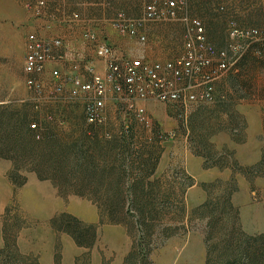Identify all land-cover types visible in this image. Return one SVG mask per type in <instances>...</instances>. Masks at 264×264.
<instances>
[{
    "label": "rangeland",
    "instance_id": "obj_1",
    "mask_svg": "<svg viewBox=\"0 0 264 264\" xmlns=\"http://www.w3.org/2000/svg\"><path fill=\"white\" fill-rule=\"evenodd\" d=\"M28 1L0 0V264H221L244 250L242 235L259 234L244 228L264 226V56L248 53L215 84L217 100L186 115L159 102L142 103L150 130L129 113L133 134L124 136L114 110L120 127L114 148L104 126H89L81 113L63 118L64 125L46 122L30 99L22 69L26 37L34 29ZM81 1L48 0L47 7L70 13ZM110 1L116 11L126 4L138 12L149 0ZM178 1L189 15L221 20L224 29L231 19L242 27H260L250 25L251 17L264 19V11L250 15L252 0ZM145 33L147 50L167 42L174 56L182 53L181 23H151ZM157 130L173 134L171 149L149 141ZM194 140L230 177L189 190L196 181L184 151ZM142 150L152 157L144 164L158 172L124 175L141 164ZM163 150L161 161L155 153ZM111 157L114 170L105 164ZM245 181L259 204L247 203ZM66 230L91 246L76 244Z\"/></svg>",
    "mask_w": 264,
    "mask_h": 264
},
{
    "label": "built area",
    "instance_id": "obj_2",
    "mask_svg": "<svg viewBox=\"0 0 264 264\" xmlns=\"http://www.w3.org/2000/svg\"><path fill=\"white\" fill-rule=\"evenodd\" d=\"M25 8L34 23V29L26 37L22 67L25 85L32 95L30 99L40 108L46 104L78 106L86 124L93 128L107 123L108 106L121 115L123 133L128 132L126 115L129 113L152 129L141 105L145 102L180 108L186 115L201 105L214 103L218 98L215 84L237 69L248 53L264 56V25L242 27L231 19L225 43L218 47L208 38L202 19L189 15L183 2L149 0L138 16L120 10L108 21L117 35L136 46L124 55L119 56L94 28L81 30L82 46L91 48L95 56L104 61V70L99 71L92 62H85V49L56 33L53 20L45 15L47 0H29ZM80 21L78 13H71L60 20V24L73 28ZM155 22L183 25L184 47L180 55L163 62L146 56L145 30L148 24ZM59 64L70 66V70L62 71ZM43 118L46 122L65 123V117L50 113ZM37 130L35 138L40 139L41 132ZM157 138L168 143L173 134L159 131Z\"/></svg>",
    "mask_w": 264,
    "mask_h": 264
},
{
    "label": "crops",
    "instance_id": "obj_3",
    "mask_svg": "<svg viewBox=\"0 0 264 264\" xmlns=\"http://www.w3.org/2000/svg\"><path fill=\"white\" fill-rule=\"evenodd\" d=\"M124 2H128V4L135 2V0H123ZM253 5L252 8L253 10H249L250 15L252 13H257L259 11H264V0H252ZM48 3V0H47ZM115 4H111L110 0H82L80 3L77 4V9L69 11L70 13H65L63 12L62 14H57L53 11H49L48 7L46 8V17L49 19L53 20L54 24V29H56V33L62 34L65 38H68L70 41H72L76 47L80 49H85L86 53V61L85 62H92L95 68L99 71H103L105 64L102 59H99L98 57L95 56L93 50L91 48H87L82 46L79 35L81 30L84 27H91L94 28L100 38H102L105 42H107L109 45L113 47L115 52L121 56L124 55L126 52L129 50H134L136 46L134 45L133 42L131 41H123L119 35H117L113 30H111L110 26L107 24V22L116 14V10L114 9ZM136 5V4H135ZM123 10L132 16L139 15V13L142 12V8L138 9L134 12H131L129 8H126V4L122 6ZM141 7V6H140ZM119 11V10H118ZM71 13H78L81 17V21L76 24L73 28H66L64 26H61L60 20H63L64 17L68 16ZM56 14V15H55ZM251 17V16H250ZM204 20V19H203ZM221 21V20H220ZM218 20H214L213 22H207V20H204L205 22V27H206V33L208 35V38L212 43H214L216 46L221 47L225 43V38H226V31L227 29H224V24H222ZM228 25V24H227ZM251 26H263L264 25V19L263 21H256L252 20L251 17ZM65 28V29H63ZM145 53L148 58H152L154 60H167L170 57H173L176 53L172 52L171 48L167 46V42H163L157 46H148L145 48ZM58 67L63 71V70H70V66L66 64H59ZM83 66H81L80 72L83 71ZM45 77V76H43ZM82 79L86 80V77H82ZM50 113L54 116H63L65 118H72L74 116H81V111L78 106H69V105H64V104H46L41 108L40 115L42 117L43 114ZM107 115H108V121L104 125L103 131L107 132V136L109 139L108 140L109 144L113 146L114 148L116 147L114 145V138L115 136L118 135V131L120 129L119 124L117 123L116 119V114L114 109L111 106H108L107 108ZM111 121L112 124H117L113 129L111 127H106V125ZM121 133V131H120ZM150 139V138H149ZM151 141V139L149 140ZM217 143V142H216ZM185 144H187L185 142ZM175 145L174 142H172L170 145H167V148L173 147ZM190 148L185 149L184 153L186 156V166H187V171L188 173L192 176V178L196 181L194 184L190 187V191L192 189L197 188V182H209L213 181L216 178L219 177H224L225 179L230 177L231 171L230 170H223L220 171V167L216 164L211 163L210 158L203 152V149H201V145L197 141H192L190 142ZM221 147L219 143L216 144V148ZM160 155L158 156V154ZM164 150L161 152L157 151L155 154L158 156V159L160 157L161 161L166 160L165 155H164ZM152 154V153H151ZM155 154H152L153 156H156ZM148 151L145 153L143 150L141 151L140 155V161L143 162L146 157L152 158L151 156H147ZM156 156V157H157ZM114 158L111 157L110 160H106L105 164L106 167L110 169H114L117 167L115 165V162L113 160ZM156 159V158H154ZM156 162V161H155ZM124 166V165H123ZM218 166V167H217ZM146 167V166H145ZM143 164L138 165L134 172H131L133 176H139V175H144V176H152L153 174L157 173L158 170L155 168V165L151 167L150 169L148 167L145 168ZM150 170V173H146L144 171ZM152 170V171H151ZM128 171V170H127ZM129 175V172L126 173V175ZM244 185V182H242V186ZM244 190L247 194V199L250 206H254L256 204H259V199L256 198L250 191V185L248 181H245V185L243 186ZM202 191V190H201ZM204 193V192H203ZM233 201L236 205H238V197L234 195ZM245 227V225H244ZM247 233L253 234V233H264V226L260 229H255V230H250L244 228Z\"/></svg>",
    "mask_w": 264,
    "mask_h": 264
},
{
    "label": "trees",
    "instance_id": "obj_4",
    "mask_svg": "<svg viewBox=\"0 0 264 264\" xmlns=\"http://www.w3.org/2000/svg\"><path fill=\"white\" fill-rule=\"evenodd\" d=\"M158 133H159V130L155 131V133H151L152 136L150 139H155V140L157 139L158 140V138H157ZM121 134H124V136H128L130 134L132 135L133 133H132V128L130 127V125L128 128V132L123 133V131H121ZM141 164H144V162H141ZM145 166L147 167L150 165L144 164V167ZM149 169H148L147 173H150ZM144 172H146V171H144ZM124 175H126L125 172H124ZM130 175H132V173L129 174L128 176H130ZM139 176H141V175H139ZM134 177H136V176H134ZM66 231L74 239L76 244H78L80 246H91L92 242L91 241L88 242L87 238L85 239V238H82L81 236L77 235L74 232L72 233L68 230H66ZM242 236L245 238L244 242H243V245L245 244V246L243 248L244 250H241L236 255L232 254V256L226 258L221 264H264V233H259V234H254V235L243 234ZM1 251H3V250H1ZM56 264H59L57 259H56Z\"/></svg>",
    "mask_w": 264,
    "mask_h": 264
},
{
    "label": "water",
    "instance_id": "obj_5",
    "mask_svg": "<svg viewBox=\"0 0 264 264\" xmlns=\"http://www.w3.org/2000/svg\"><path fill=\"white\" fill-rule=\"evenodd\" d=\"M172 142H168V143H166L167 145H170Z\"/></svg>",
    "mask_w": 264,
    "mask_h": 264
}]
</instances>
